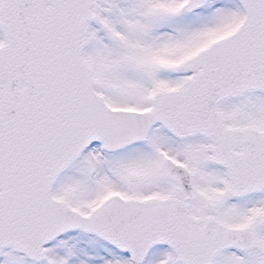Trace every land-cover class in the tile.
I'll return each mask as SVG.
<instances>
[{
  "label": "snow or ice",
  "instance_id": "1",
  "mask_svg": "<svg viewBox=\"0 0 264 264\" xmlns=\"http://www.w3.org/2000/svg\"><path fill=\"white\" fill-rule=\"evenodd\" d=\"M0 264H264V0H0Z\"/></svg>",
  "mask_w": 264,
  "mask_h": 264
}]
</instances>
